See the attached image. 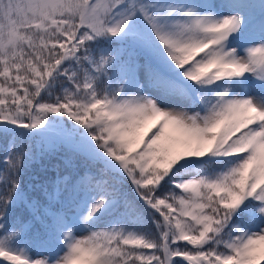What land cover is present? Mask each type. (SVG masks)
I'll return each mask as SVG.
<instances>
[{
	"label": "snow or ice",
	"instance_id": "obj_1",
	"mask_svg": "<svg viewBox=\"0 0 264 264\" xmlns=\"http://www.w3.org/2000/svg\"><path fill=\"white\" fill-rule=\"evenodd\" d=\"M0 146V264H264V0H0Z\"/></svg>",
	"mask_w": 264,
	"mask_h": 264
},
{
	"label": "trees",
	"instance_id": "obj_2",
	"mask_svg": "<svg viewBox=\"0 0 264 264\" xmlns=\"http://www.w3.org/2000/svg\"><path fill=\"white\" fill-rule=\"evenodd\" d=\"M3 152L2 146H0V154ZM54 165H59L61 172L64 171L63 161L59 157H53L51 159L44 158L37 163H34L30 169H27L20 177L21 186L29 196H34L37 199L43 200L44 197L39 188L36 187L39 184L50 180L56 176V170ZM0 167H3L0 163ZM15 215L21 216L24 219H29L31 213L29 210L21 205L15 210Z\"/></svg>",
	"mask_w": 264,
	"mask_h": 264
},
{
	"label": "rangeland",
	"instance_id": "obj_3",
	"mask_svg": "<svg viewBox=\"0 0 264 264\" xmlns=\"http://www.w3.org/2000/svg\"><path fill=\"white\" fill-rule=\"evenodd\" d=\"M217 2H219V0H217ZM2 156V153L0 154V157ZM63 172V171H62Z\"/></svg>",
	"mask_w": 264,
	"mask_h": 264
}]
</instances>
